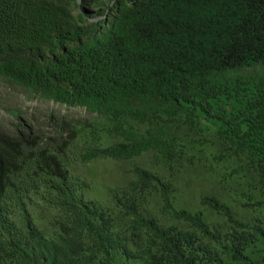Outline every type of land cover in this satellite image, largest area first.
<instances>
[{"label":"trees","instance_id":"1","mask_svg":"<svg viewBox=\"0 0 264 264\" xmlns=\"http://www.w3.org/2000/svg\"><path fill=\"white\" fill-rule=\"evenodd\" d=\"M1 82L0 264H264V0H0Z\"/></svg>","mask_w":264,"mask_h":264},{"label":"rangeland","instance_id":"2","mask_svg":"<svg viewBox=\"0 0 264 264\" xmlns=\"http://www.w3.org/2000/svg\"><path fill=\"white\" fill-rule=\"evenodd\" d=\"M10 97V98H9ZM20 106L22 107L23 109H26L27 111L28 110V107L30 106H40L42 107L44 110H46L47 108H53V109H57L61 112H64L65 110V107L63 106H57V105H54V104H51V103H29L28 101H25L23 100V97L22 95H20L19 93H15V92H12L11 90H9L8 88H6L4 86V84L1 82L0 83V125H3L5 123H8L11 119L10 115L1 108V106ZM42 110V109H40ZM32 111H34V109H32ZM69 112H71V115H73L72 113H74L73 110H70ZM109 176H117V173H113L111 171H108ZM107 180L106 179V176L102 177V180L99 179V182L100 185L99 186H103L104 185V180ZM249 217L250 218H254V217H262L264 218V208H258L256 209L255 211H251V213H249Z\"/></svg>","mask_w":264,"mask_h":264},{"label":"clouds","instance_id":"3","mask_svg":"<svg viewBox=\"0 0 264 264\" xmlns=\"http://www.w3.org/2000/svg\"><path fill=\"white\" fill-rule=\"evenodd\" d=\"M52 104V103H51ZM75 112V110H73Z\"/></svg>","mask_w":264,"mask_h":264}]
</instances>
